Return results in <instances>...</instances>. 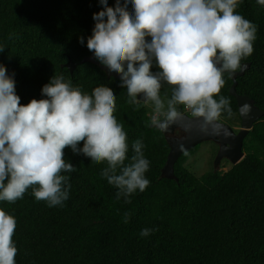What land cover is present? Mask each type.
<instances>
[{
	"label": "trees",
	"instance_id": "16d2710c",
	"mask_svg": "<svg viewBox=\"0 0 264 264\" xmlns=\"http://www.w3.org/2000/svg\"><path fill=\"white\" fill-rule=\"evenodd\" d=\"M115 3L107 0L109 7ZM102 8L99 0H0V64L14 75L21 104L43 98L41 87L52 76L89 95L97 86L109 87L116 95L113 115L129 145L124 163H130L131 144L140 139L150 183L128 202L117 199V189L100 174L107 163L94 164L65 147L63 158L76 170L61 173L70 185L63 206L35 199V185L15 202L0 201L16 219V264H264V6L242 0L235 10L257 26L253 52L241 60L248 68L236 76L235 90L263 112L243 139L244 156L224 172L210 168L197 176L186 166L196 145L174 162L176 179L160 175L169 146L150 126L151 112L142 102L132 103L118 79L80 62L93 54L86 40L95 23L92 15ZM68 60L75 63L72 72L63 66ZM223 79L218 95L228 98L234 114L228 119L222 114L220 121L235 125L237 119L239 126L227 72ZM171 87L162 84L161 98H170ZM144 228L155 230L141 236Z\"/></svg>",
	"mask_w": 264,
	"mask_h": 264
},
{
	"label": "clouds",
	"instance_id": "9594fccd",
	"mask_svg": "<svg viewBox=\"0 0 264 264\" xmlns=\"http://www.w3.org/2000/svg\"><path fill=\"white\" fill-rule=\"evenodd\" d=\"M240 3L116 0L109 7L107 0H99L103 8L92 15L95 23L86 47L110 73L119 75L132 103L152 106L150 126L166 131L182 121V105L183 112L189 113L186 107L198 119L200 132L220 134L222 114L225 119L234 114L228 98L218 95L223 74L242 68L241 60L252 54L256 39L257 26L235 11ZM256 3L264 6V0ZM79 43L85 38L79 37ZM165 83L172 86L171 96L162 100ZM41 96L21 104L14 75L0 64V201L15 202L35 185V199L49 207L63 206L70 185L61 173L76 170L63 158L65 147L94 164L106 162L100 174L117 189V199L123 196L128 202L132 193L145 190L150 162L137 139L131 144L130 163H124L129 145L113 115L116 95L109 87L97 86L89 95L62 76H52L41 87ZM248 110L243 105L241 115ZM15 228V217L0 208V264H16ZM154 230L141 229L140 235Z\"/></svg>",
	"mask_w": 264,
	"mask_h": 264
},
{
	"label": "water",
	"instance_id": "95a60500",
	"mask_svg": "<svg viewBox=\"0 0 264 264\" xmlns=\"http://www.w3.org/2000/svg\"><path fill=\"white\" fill-rule=\"evenodd\" d=\"M89 62L99 66V68L105 73L107 77H113L119 79L118 74L110 73L107 68L99 64L93 54L88 57H84L80 61ZM242 68L235 71L234 74L229 75L231 85L229 86L228 92L235 98L237 106V114L239 116V129L235 132L233 128L224 122H220L223 125L222 132L220 134H204L200 132L198 126V119L187 115L183 112L182 105L178 106V110L183 113L184 119L168 128L166 131H161L165 137L169 151L167 153L164 165L161 168V177L167 179H176L173 174V165L180 154L191 150L196 145H199L205 141H212L217 145V151L213 160V169L215 170L222 159H225L231 164L237 163L243 156L242 142L248 131L251 129L253 124L263 115V112L259 110L253 101L245 96L240 95L235 90L236 76H240L248 68V63H241ZM70 72L73 71L75 63L68 60L63 64ZM121 82V81H120ZM139 98V97H138ZM139 101V100H138ZM142 102V101H139ZM248 105V112L246 115H241V107ZM178 131L179 135H174V131ZM226 133V135H225Z\"/></svg>",
	"mask_w": 264,
	"mask_h": 264
},
{
	"label": "rangeland",
	"instance_id": "374dc122",
	"mask_svg": "<svg viewBox=\"0 0 264 264\" xmlns=\"http://www.w3.org/2000/svg\"><path fill=\"white\" fill-rule=\"evenodd\" d=\"M162 100H165L161 98ZM140 105L144 106L145 109L149 112H152V106L150 104H144L143 102L140 103ZM237 119H235V125H236ZM240 124V122H239ZM235 125H229L233 128V130L236 129V131L239 129V126ZM215 145L211 141H205L199 144L196 152L192 154V156L188 159L186 166L187 168L195 175L199 176L203 172L209 170L210 168H213V160L215 156ZM230 167V163L226 161L225 159H222L220 162V165L216 168L217 170H220L222 172L226 171Z\"/></svg>",
	"mask_w": 264,
	"mask_h": 264
},
{
	"label": "flooded vegetation",
	"instance_id": "af4514ba",
	"mask_svg": "<svg viewBox=\"0 0 264 264\" xmlns=\"http://www.w3.org/2000/svg\"><path fill=\"white\" fill-rule=\"evenodd\" d=\"M235 132H236V129L234 130ZM180 133L178 132V131H176L175 133H174V135H179ZM215 145V152L217 151V145L216 144H214Z\"/></svg>",
	"mask_w": 264,
	"mask_h": 264
},
{
	"label": "bare ground",
	"instance_id": "6f19581e",
	"mask_svg": "<svg viewBox=\"0 0 264 264\" xmlns=\"http://www.w3.org/2000/svg\"><path fill=\"white\" fill-rule=\"evenodd\" d=\"M185 113V112H184ZM185 114H187V115H190L191 116V110L189 111V113H185ZM220 122H223V121H220ZM225 123V122H224ZM227 124V123H226ZM228 125V124H227ZM176 132V130L174 131V133ZM212 142V141H211ZM213 143V142H212ZM215 144V143H214ZM231 164V163H230ZM231 165H233V164H231Z\"/></svg>",
	"mask_w": 264,
	"mask_h": 264
},
{
	"label": "built area",
	"instance_id": "2783aa9c",
	"mask_svg": "<svg viewBox=\"0 0 264 264\" xmlns=\"http://www.w3.org/2000/svg\"><path fill=\"white\" fill-rule=\"evenodd\" d=\"M184 110H185V111H190V109H188V108H186V107H184Z\"/></svg>",
	"mask_w": 264,
	"mask_h": 264
}]
</instances>
